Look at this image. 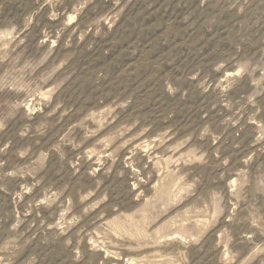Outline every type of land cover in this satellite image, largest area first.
<instances>
[{"label":"rangeland","instance_id":"rangeland-1","mask_svg":"<svg viewBox=\"0 0 264 264\" xmlns=\"http://www.w3.org/2000/svg\"><path fill=\"white\" fill-rule=\"evenodd\" d=\"M0 264H264V0H0Z\"/></svg>","mask_w":264,"mask_h":264}]
</instances>
